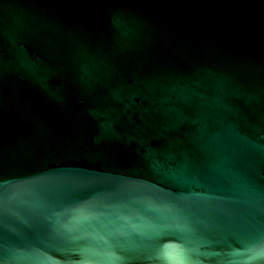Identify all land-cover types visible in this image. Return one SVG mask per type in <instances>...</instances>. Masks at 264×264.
I'll return each instance as SVG.
<instances>
[{
	"label": "water",
	"instance_id": "1",
	"mask_svg": "<svg viewBox=\"0 0 264 264\" xmlns=\"http://www.w3.org/2000/svg\"><path fill=\"white\" fill-rule=\"evenodd\" d=\"M0 264H264V0H0Z\"/></svg>",
	"mask_w": 264,
	"mask_h": 264
}]
</instances>
